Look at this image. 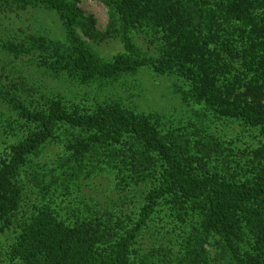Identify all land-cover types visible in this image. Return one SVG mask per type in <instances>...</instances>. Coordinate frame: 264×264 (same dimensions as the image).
Segmentation results:
<instances>
[{
	"label": "trees",
	"instance_id": "16d2710c",
	"mask_svg": "<svg viewBox=\"0 0 264 264\" xmlns=\"http://www.w3.org/2000/svg\"><path fill=\"white\" fill-rule=\"evenodd\" d=\"M111 1L110 24L105 32H100L94 19L84 15L76 0H0V5L18 9L42 7L58 12L67 36L64 43L36 33L6 38L1 41L0 53L15 59L36 51L37 57L52 58L54 68L83 80L112 78L145 64H151L159 72L177 70L191 79L190 93L210 110L247 123L264 124V0H213L216 8L210 6L211 0ZM219 16L234 19L239 33L226 38L222 49L225 55H220L216 63L215 58L204 55L203 42L205 33L214 31L217 36L216 29L224 28L222 21L217 20ZM116 17L121 25L117 32L123 34L128 28L145 23L168 32V42L174 43L173 48L153 62L125 37L129 51L103 61L80 32L104 41L116 31ZM237 59L241 62L239 74L243 76L235 75L227 84L229 94L243 88L245 93L239 100L222 95L213 75L222 73L227 79L226 74L232 70L231 60ZM4 62L1 57L0 74L10 81V88L1 90L2 96L40 129L11 146L12 160L0 170V223L19 209L21 186L17 177L21 168L38 154L42 144L54 137L59 123L90 132L87 142L69 140L67 149L71 152L65 153L64 159H102L101 162L122 169L134 184L146 189L139 218L132 225L126 221L133 213L126 211L119 216L116 205L110 210L91 203L75 210L76 205L67 203L68 219L61 218L58 210L49 205L37 207L22 224L20 242L14 248L15 258L23 264H134L130 257L138 251V246L133 250L138 234L153 219L159 199L168 196L177 205L176 218L182 219L190 212L200 217L198 232L193 239L186 240L188 264H206L203 244L213 234L221 235L225 244L233 246L231 241L242 234L243 222L250 226L253 241L249 251L239 254V260L242 264H264V166L254 169L251 182L216 172L200 175L193 166L194 159L200 156H195L189 145L166 141L153 121L119 105L77 112L53 101L44 110L30 109L27 102L45 97L44 91L27 85L23 95L18 93L23 85L18 86L20 83L10 76L14 71ZM250 70L256 75L254 81H251L254 77L246 81ZM246 95H251V99H246ZM6 121L11 124L12 119ZM99 147L101 151L96 152ZM144 253L145 257H139L140 264H157L150 258L152 253Z\"/></svg>",
	"mask_w": 264,
	"mask_h": 264
},
{
	"label": "rangeland",
	"instance_id": "374dc122",
	"mask_svg": "<svg viewBox=\"0 0 264 264\" xmlns=\"http://www.w3.org/2000/svg\"><path fill=\"white\" fill-rule=\"evenodd\" d=\"M76 1L84 15L94 19L95 28L105 32L110 24L112 1ZM210 6L217 7L213 0ZM219 17L217 20L222 21L224 28L216 29L217 36L214 31L207 35L205 33L203 42L204 55L215 58L216 63L220 55H225L222 49L226 46V38L230 34L237 36L239 33L234 19ZM116 20V31L104 41L91 39L80 32L86 43L103 61H109L115 55L129 51L125 37L130 39L141 55L153 62H157L161 55L174 46V43L169 44V35L165 30L154 29L144 23L142 26L130 27L121 34L117 32L121 27L119 17ZM28 33L48 36L60 43L67 42L63 20L58 12L42 7L18 9L13 5L1 4L0 49L2 40L20 38ZM176 48L180 47L176 45ZM35 53L37 52L15 59L6 53H0L4 64L14 71L10 76L20 83L18 86L23 85L18 93L23 95L27 85L44 91L45 97L27 102L26 106L30 109L44 110L53 101L77 112H92L99 106L119 105L126 111L153 121L166 141H180L189 145L194 155L200 156L193 163L196 173L200 175L216 172L238 181L251 182L254 169L264 166V124L247 123L238 117L210 110L203 101H197L190 93L191 79L180 71L159 72L151 64H145L134 71L112 78L83 80L71 76L66 70L54 68L51 65L52 58L45 60V55L40 58ZM231 61L232 70L226 74L227 79L222 73L214 72L213 75L220 85L222 95L239 100L244 96L243 88L229 94L227 81L239 74L241 62L238 59ZM247 74L246 81L251 77H254L251 80L254 81V70ZM239 75L243 76L242 73ZM9 84L10 81L0 74V91L9 90ZM245 97L251 99V95ZM6 118L12 119L11 124ZM56 127L54 137L41 145L38 154L28 160L17 177L21 186L20 206L10 219L0 223V264H23L14 257V248L20 242L25 218L35 212L37 207L49 205L58 210L61 218L68 219L67 203L76 205L75 210L91 203L110 210L116 205L119 216L126 211L133 213L131 221H126L127 224L132 225L139 218L146 189L141 184H134L122 169L101 162L102 159H79V162L64 159L65 153L71 152L67 149L69 140L87 142L90 132L65 123H59ZM38 129L40 126L37 123L24 119L0 92V170L12 160L11 146ZM95 151H101L100 147ZM176 207L171 197L159 199L153 219L138 234L133 246V250L138 246V251H134V255L130 257L134 264H140L139 257H145L144 252L152 253L150 258L157 264H188L186 240L189 237L193 239L198 232L200 217L190 212L178 219ZM241 228L242 234L231 241L233 246L225 244L221 235H211L203 244L205 263L242 264L239 254L252 248L250 243L253 241V233L245 222Z\"/></svg>",
	"mask_w": 264,
	"mask_h": 264
}]
</instances>
